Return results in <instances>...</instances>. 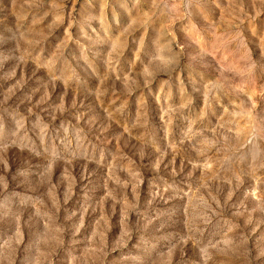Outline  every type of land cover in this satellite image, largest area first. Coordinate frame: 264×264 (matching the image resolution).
I'll use <instances>...</instances> for the list:
<instances>
[{"label": "rangeland", "instance_id": "1", "mask_svg": "<svg viewBox=\"0 0 264 264\" xmlns=\"http://www.w3.org/2000/svg\"><path fill=\"white\" fill-rule=\"evenodd\" d=\"M0 264H264V0H0Z\"/></svg>", "mask_w": 264, "mask_h": 264}]
</instances>
